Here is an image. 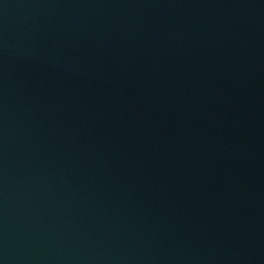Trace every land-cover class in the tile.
<instances>
[{
    "label": "water",
    "instance_id": "obj_1",
    "mask_svg": "<svg viewBox=\"0 0 264 264\" xmlns=\"http://www.w3.org/2000/svg\"><path fill=\"white\" fill-rule=\"evenodd\" d=\"M0 264H264V0H0Z\"/></svg>",
    "mask_w": 264,
    "mask_h": 264
}]
</instances>
